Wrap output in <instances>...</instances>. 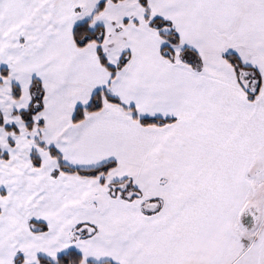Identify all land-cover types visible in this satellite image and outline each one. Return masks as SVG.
Masks as SVG:
<instances>
[{
    "label": "snow or ice",
    "instance_id": "snow-or-ice-1",
    "mask_svg": "<svg viewBox=\"0 0 264 264\" xmlns=\"http://www.w3.org/2000/svg\"><path fill=\"white\" fill-rule=\"evenodd\" d=\"M0 264H264V0H0Z\"/></svg>",
    "mask_w": 264,
    "mask_h": 264
}]
</instances>
